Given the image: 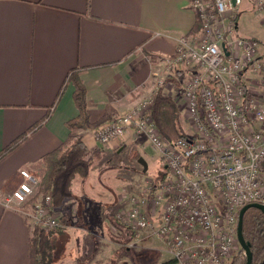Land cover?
<instances>
[{"label":"crops","instance_id":"obj_1","mask_svg":"<svg viewBox=\"0 0 264 264\" xmlns=\"http://www.w3.org/2000/svg\"><path fill=\"white\" fill-rule=\"evenodd\" d=\"M239 7V22L255 13L264 24L250 0ZM197 19L190 0H0V264H31L29 221L3 199L21 183V169L40 177L44 155L67 141L66 123L79 113L69 80L74 70L87 88L91 122L82 139L93 165L55 209L64 226L48 232L50 264H139L138 250L165 247L145 236L149 230L135 238L116 219L127 206L125 193L146 187L150 171L163 162L160 152L134 130L101 145L94 128L154 93L163 59ZM261 51L264 62V43ZM186 79L169 75L162 87L176 101L184 127L190 126L181 110ZM244 79L251 94L262 93L259 74L248 71ZM140 158L147 172L137 165Z\"/></svg>","mask_w":264,"mask_h":264},{"label":"built area","instance_id":"obj_2","mask_svg":"<svg viewBox=\"0 0 264 264\" xmlns=\"http://www.w3.org/2000/svg\"><path fill=\"white\" fill-rule=\"evenodd\" d=\"M241 3L190 0L200 34L177 38L151 96L94 128L101 145L118 143L134 130L160 152L164 175L156 185L147 180L142 190L126 193L127 206L116 219L135 238L146 230L161 237L175 264H229L239 246L241 208L264 204V89L253 95L244 79L254 71L264 86L262 44L236 34L228 13ZM177 73L187 75L181 110L193 131L171 142L155 122L153 103L166 78ZM20 175L21 183L4 197V206L21 211L32 227H62L52 194L39 199L40 178L28 169Z\"/></svg>","mask_w":264,"mask_h":264},{"label":"trees","instance_id":"obj_3","mask_svg":"<svg viewBox=\"0 0 264 264\" xmlns=\"http://www.w3.org/2000/svg\"><path fill=\"white\" fill-rule=\"evenodd\" d=\"M199 27L200 21L197 19L191 34L196 33ZM69 80L75 86L73 98L79 113L66 123L70 130L67 141L42 158L43 171L39 177L38 196L51 193L56 209L73 196V181L78 177H86L93 165V159L89 156V149L82 139V132L89 127L91 122L87 105V88L76 70L69 75ZM153 116L160 132L167 140L174 142L189 136L181 124V112L176 101L162 88L158 90L154 98ZM249 211L257 213L255 214L256 221H252L248 228L246 214ZM61 228L52 230L39 227L30 228L31 264H50L51 242L48 232ZM243 236L253 253L252 264H264V213L259 208L251 207L246 211ZM246 263L247 256L241 249L240 253L234 256L229 264ZM160 264H175V261L171 259Z\"/></svg>","mask_w":264,"mask_h":264},{"label":"rangeland","instance_id":"obj_4","mask_svg":"<svg viewBox=\"0 0 264 264\" xmlns=\"http://www.w3.org/2000/svg\"><path fill=\"white\" fill-rule=\"evenodd\" d=\"M243 1V0H242ZM256 1H259V0H250V2L252 3V6L253 8L257 9L258 11H260L262 14H264V2L262 5L259 4L258 2V6L256 5ZM264 1V0H263ZM241 7H239L238 10L236 11H231L228 13V15L230 16L229 19H231L233 22L236 20L237 22H239V11L241 12ZM257 11V12H258ZM238 15V18H236ZM263 16H257L255 13H251L249 15H246V16H243L239 22V28L240 31L238 29H236V34H241V32H244L246 33L248 36H250L251 38H256L258 40L261 41V44L263 45L264 43V24L261 23V20H262ZM201 26V25H200ZM201 32L200 30V27L198 28V30L196 31V33H194L193 35L197 34L199 35ZM262 50V46H261V49H260V54H261V51ZM262 55V54H261ZM260 56V55H259ZM263 56V55H262ZM262 56H260L262 58ZM262 83V82H261ZM258 82V85H260L261 90L263 92V85ZM257 84V83H256ZM187 121L189 122V120L187 119ZM181 124H182V120H181ZM185 124V127L183 126L184 130L187 132V133H192V128L188 125H186V122L184 123ZM148 145L150 147V143L148 142ZM163 162L159 164H157V167L156 169H154L153 171H150L152 172V175L151 177H148V183L149 184H152V185H156L158 182H159V178L161 177L162 173H163V169H164V166H163ZM137 165H139L140 168H142V164L141 163H138ZM150 168L152 169V165L150 166ZM126 194V193H125ZM41 196H39V199H40ZM257 212H253V211H249L247 214H246V219L248 221V224H247V227L249 228L251 225V222L252 221H256V218H255V214ZM250 221V223H249ZM64 223V222H63ZM64 226V224H63ZM62 226V227H63ZM32 227V225H30V228ZM43 229V228H42ZM147 238H150V239H155L154 243H156V240L157 239H160L162 240V244L165 245V249L164 248H157L156 250H151V249H142V250H138L137 251V254H138V262L139 264H142L144 262H147L148 264H158L159 261L161 262H166V261H169L171 260L170 257H172L171 253L168 251V248L164 242V240L161 238V237H158L156 234H154L153 232L150 231V234H146L145 235ZM144 238V237H143ZM158 241V240H157ZM159 242V241H158ZM137 245V244H136ZM156 246V244H154ZM141 245L138 244L137 245V248H139ZM242 247L239 243V246L237 247V252L235 253V256L238 255L241 251ZM244 250V249H243ZM164 251V252H163ZM162 253V254H161ZM244 255L245 254V251H244ZM164 259V260H162ZM166 260V261H165ZM151 262V263H150Z\"/></svg>","mask_w":264,"mask_h":264},{"label":"water","instance_id":"obj_5","mask_svg":"<svg viewBox=\"0 0 264 264\" xmlns=\"http://www.w3.org/2000/svg\"><path fill=\"white\" fill-rule=\"evenodd\" d=\"M224 49L226 50L225 47H224ZM139 162L143 165V171L147 172V170H148L147 162L143 158H140ZM251 207L259 208L264 213V204L257 203V202L246 204L245 206H243L241 208V210L239 212V222H238L237 234H238L239 243H240L242 249H244L245 254L247 256V263L246 264H252V261H253V253L250 249L249 243L246 242V240L243 236L244 215H245L246 211Z\"/></svg>","mask_w":264,"mask_h":264}]
</instances>
